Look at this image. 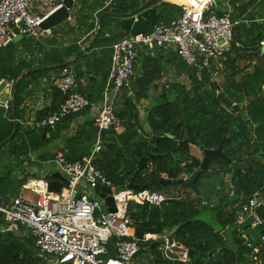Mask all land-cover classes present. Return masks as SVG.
<instances>
[{
	"label": "trees",
	"instance_id": "obj_1",
	"mask_svg": "<svg viewBox=\"0 0 264 264\" xmlns=\"http://www.w3.org/2000/svg\"><path fill=\"white\" fill-rule=\"evenodd\" d=\"M149 1L113 0L106 9L116 13L117 17H122ZM235 3V0H217L215 10L221 15ZM148 7L158 10L157 24L170 23L182 14L180 5L168 3L166 0H153L148 3ZM117 17L105 16L95 44L76 58L75 55L82 49L77 41L66 46L56 45L49 48L40 40L24 37L12 46L0 49V80L17 82V133L8 144L0 148V162L3 158L11 162L9 166L0 167V187L9 201L19 194L29 179L41 178L40 171L52 163L58 151L63 152L70 162H77L91 155L99 139V128L89 112L93 105L103 100L107 87L112 67V47L120 38L111 34L108 22L118 21ZM241 23L235 28V41L237 32L242 29ZM97 27L96 24L89 25L86 33L93 32L94 37ZM58 30L59 28H54L53 32ZM263 37L264 35H259L256 38V47L258 40ZM235 41L233 47L236 46ZM72 59L74 60L66 67H39L31 71L36 65L51 67ZM181 67L186 70L188 82L175 79L174 82L164 84L163 91L147 110L146 122H143L138 104L149 99L151 87L161 77V71L160 67L152 65L146 54L141 52V58L135 65L132 89L121 92L114 109L122 130L119 131L113 126L101 133L102 149L93 163L116 187L125 188L133 180L135 185L143 186L154 178L160 181L178 180L183 174L190 176L202 163L200 158L192 154L191 144L206 149L222 146L223 153L233 163L245 164L251 157L255 158L245 170L236 173H233L231 164L227 161L214 160L196 182L198 189L205 176L209 178V182L215 183L214 188L220 182L224 197L221 203L230 201L231 209L227 211V206H222L219 212L220 229L200 218L207 206H202V199H192L188 193L181 198L174 196V193H168L172 199L161 207L131 202L127 210L132 228H160L162 232L170 233L172 240L184 249H193L194 258L190 260V264H254L253 249L248 248L247 243L257 246V242L264 235V227L250 228L252 232L246 239L245 233L238 229V210L234 205L257 194L264 195V61L256 64L252 72H247L239 80L236 75L240 71L237 72L234 67L226 74L222 84L212 81L208 70L200 72L187 64ZM65 70H71L75 75L79 83L78 92L86 96L91 105L80 114L64 119L54 128L24 125L25 103L30 94L28 89L40 85L43 78H48L53 86V81L61 77ZM85 72L91 74L87 78V88H83L81 84ZM53 91L57 107L52 113L65 101V97L56 88ZM220 94L239 106L243 117L225 104L219 98ZM45 116L47 115L38 119L42 120ZM77 116L89 118L77 125L75 133L70 135ZM145 123L149 125V130H146ZM13 131L12 107L6 110L0 105V142L9 138ZM60 142L62 147L55 151L54 145ZM147 151L153 156L148 167L139 171V161ZM28 163L30 165L25 172L23 168ZM226 174L231 176L228 193H225L227 185L220 180ZM214 177L217 179H212ZM53 178L51 174L46 177L47 180ZM179 187L189 192L190 188L163 187L159 182L147 190L166 194L165 192ZM230 193L233 195L228 199ZM5 226L7 223L1 219L0 228ZM226 227L233 230L230 241L223 234ZM114 241L108 244L109 256L115 255ZM150 246L149 244L141 253L151 254L154 264H185L165 259L160 248L150 249ZM257 256L260 258L259 264H264V245ZM48 258V255L41 253L36 247L29 230L22 227L19 231L0 234V264H43Z\"/></svg>",
	"mask_w": 264,
	"mask_h": 264
},
{
	"label": "built area",
	"instance_id": "obj_2",
	"mask_svg": "<svg viewBox=\"0 0 264 264\" xmlns=\"http://www.w3.org/2000/svg\"><path fill=\"white\" fill-rule=\"evenodd\" d=\"M216 3L217 0H181L182 14L179 18L168 24H155L150 30L132 34L113 45L107 91L94 117L99 139L91 155L70 162L63 152H57L52 163L69 181L61 193L49 192L46 178H31L4 209L0 201L2 218L7 223L0 228V234L19 231L22 227L29 230L41 253L55 259L58 264H133L134 256L156 241L161 243L160 250L165 259L190 264L189 250L171 242L166 232L145 234L143 240L129 234L132 221L127 210L131 202L161 207L172 198L157 191L141 192L128 186L118 188L96 169L93 162L102 149L101 133L117 123L114 109L118 95L123 90L132 89L140 51L174 46L189 67L200 72L208 70L213 78L221 75V62L231 50L235 28L241 22L233 20L231 9L220 15L215 10ZM62 6L63 0H0V49L18 35L41 40L45 34L41 24ZM13 84L8 83L9 87ZM78 85L75 75L65 70L61 77L53 81V86L65 97L60 108L42 120H26L24 125L54 128L64 119L83 112L91 104L86 96L78 92ZM0 105L8 110L11 99L0 102ZM187 177L183 174L181 179ZM98 185L113 190L116 212H109L96 196ZM262 202L263 195L259 194L236 202L237 225L255 216L252 227H264V221L256 216V209ZM112 240H115V255L109 256L108 244ZM247 244L253 249L254 264H259L257 254L264 245V235L257 246L251 242Z\"/></svg>",
	"mask_w": 264,
	"mask_h": 264
},
{
	"label": "crops",
	"instance_id": "obj_3",
	"mask_svg": "<svg viewBox=\"0 0 264 264\" xmlns=\"http://www.w3.org/2000/svg\"><path fill=\"white\" fill-rule=\"evenodd\" d=\"M112 1L113 0H73V8L70 10L69 18L66 19L58 27H55V28H59L57 32H53L54 28H52L51 30H46L44 36L40 40L41 43L44 42L43 45H46L50 48L56 45L66 46L72 44L74 41H77L78 42L77 44H79L82 49L87 48L93 41L95 44L96 39L100 33V25L102 23V19L105 16L117 17L116 13H114L111 10L108 11L106 9L112 3ZM166 1L168 3L175 5H180L181 2V0H166ZM151 2L152 1L150 0L148 3ZM235 2H236L235 5L231 7L232 17L235 21L242 22L241 23L242 29L237 32L236 41L234 39V41L236 42V46L233 47V43H232L231 50L226 54L225 58L221 62L222 64L221 74L225 78L226 74H229L233 70V68L236 67L237 72L240 71V73L236 75V79L239 80L247 72H252L256 64H258L261 61H264V37L261 40L257 39L258 47L255 46L256 38L259 35H264V0H235ZM148 3L142 5L145 7H143V9H141L140 11L137 10L138 9L137 8L135 11L126 13L125 16L117 17L119 18L118 21L108 22L109 23L108 28L110 29L109 31L111 32V34L120 37L117 41H120L123 38H126L138 32L148 31L155 24H157L156 22L158 19V10L155 7H148ZM105 12L107 14H105L100 20V16ZM91 24L98 25L97 29L94 31L96 32L94 33L96 34L94 37L92 35L93 32L86 33L87 27H89V25ZM90 37L91 39H89ZM49 40L50 42L47 43V41ZM91 47H89L87 50H89ZM140 52L146 54V57H148V59L151 60L152 65L155 64V66L160 67L161 77L158 78L156 82L152 85L151 91L153 90L152 88H154L157 93L158 92L161 93L164 89V84H166L168 81L174 82L175 79H178L181 82L188 81L186 70H184L181 67L186 63L179 57V55L176 52V48L174 46H170L169 48H147ZM73 60L74 59H72V61ZM81 64H83V62ZM246 67L247 69H245ZM82 68L86 69L84 66H82ZM89 77H91V74L85 72L84 79H82V83H81L83 88L88 87L89 81L87 78ZM52 78H56V76L55 77L52 76ZM222 83L224 82L222 81ZM8 88L2 94H6L7 91H9V95H10L9 99H11L12 98L11 86ZM54 89L55 87L50 85V83L48 82V78H43L40 85L38 86L36 85L28 89V92L30 94L25 103V118H26L25 121L29 119L31 120L38 119L41 116L44 115L48 116L52 114V111H54L55 108L57 107L56 106L57 101L55 99L54 91H53ZM106 91H107V87L104 92L103 100L100 103L92 106L89 112L91 118L95 117L98 109L101 107V104L105 98ZM113 93L111 95H113ZM119 95L115 102V106L116 103H118ZM138 109L140 111V119L143 122H146L145 120L147 117L148 109L142 112L139 104H138ZM87 118L89 117L77 116L74 119L72 125V133H70V135H73V133H75L76 131L77 125L84 123ZM115 127L119 131L122 130L120 127L119 119H117V123ZM145 128L146 130H149V125L147 123H145ZM54 147H56L57 149L61 148L62 142L54 145ZM191 152L193 155L203 160L204 155L199 147L195 146L194 144H191ZM59 173H61L60 170L53 163H51L50 165H46L45 168L42 171H40V177L46 178L50 174L54 177L56 174ZM230 177L231 176L229 174L220 177V180H223L228 187L225 189L226 190L225 193L229 192ZM54 179L55 178L50 180H54ZM216 185H218L217 188H214L215 183L213 181L209 182V178L205 176V178H203L202 181L200 182V188L198 189L199 193L194 192L192 189H191L192 191L189 189V192L185 190L183 191L182 188L180 187L165 193L168 196L170 195L168 193H174V196L178 198H181L183 194L185 195L188 193L187 195H190L192 199H202L203 202L202 206H207L202 213H206V215L209 217L211 216L212 220L216 222L215 224L220 226L221 222L219 220V212L222 206H227L225 209L227 211L231 209V206L229 205L230 201L226 199L225 200L227 202L221 203V199L222 198L224 199V197H223V193L221 192L220 182L217 183ZM230 197H232L231 193L228 195L227 198L229 199ZM229 229L231 230V228L226 227L223 234L225 235L226 234L225 231ZM238 229L240 230L239 225H238ZM251 232L252 231L250 229L245 230L243 232L245 233L244 237L247 239V237L249 236V234H251ZM129 234L130 236H133L135 234V229L131 228ZM168 235H170V233H168ZM232 236H233V231H232ZM147 255L146 254L142 255L141 253L137 258H134L133 264H151L150 259L147 257ZM257 258L260 262V258L259 257ZM53 261L55 264H58L55 259H53Z\"/></svg>",
	"mask_w": 264,
	"mask_h": 264
},
{
	"label": "water",
	"instance_id": "obj_4",
	"mask_svg": "<svg viewBox=\"0 0 264 264\" xmlns=\"http://www.w3.org/2000/svg\"><path fill=\"white\" fill-rule=\"evenodd\" d=\"M151 1H153V0H151ZM143 7H145V6L139 7L137 10L140 11L141 9H143ZM72 8H73V0H63V6L60 9H58L56 12L51 14L41 24V28L44 31H46V30H51L52 28L58 27L66 19L69 18L70 10ZM105 14H107V13L105 12L104 14H102L100 16V20L102 19V17ZM23 38H24L23 35H18L6 47H10L13 44L18 43ZM93 44H94V41L87 48L81 49L75 55V58L78 57L80 54L84 53ZM71 62H72V60L68 61V62H66V63H64L62 65H54V66H51V67L36 65V66H34L31 69V71L36 69V68H39V67H42L44 69H57V68H60V67H66ZM22 77H23V75L21 76V78ZM8 87H9V85H8L7 81L4 80V81L1 82V84H0V96L2 95V93ZM11 93H12L11 107H12V118H13V124H14V131H13L12 135L9 138H7L6 140L0 142V148L5 146L6 144H8L13 139V137L16 135L17 129H18V122H17V119H16V110H15L16 98H17V82H15L12 85ZM219 98L225 104H228L234 110H236L240 117H243L242 110H241V108L239 106L229 102L223 94H220ZM194 145L200 148V150L202 151V153L204 155V158L202 160L200 168H198L193 174H191L187 178L178 179V180L164 179V180H160V181L157 178H154L150 182H148L147 184H145L143 186L135 185L133 183L134 182V180H133L132 183L128 185V187L130 189H133V190H136V191H144V190L149 189L153 184L159 182L160 185L163 186V187H167V186H183V187L192 189L194 192L199 193V190H198V188L196 186V182L199 179V177L201 176V174H203V172H205L206 170L209 169L210 163L212 161L218 160V159H223V160L227 161L228 163L231 164V167L233 169V173H236L239 170H245L254 161V159L251 158L245 164L235 163V162L233 163L223 153L222 146H219V148H217V149H206L204 147H200L197 144H194ZM152 156H153V154H151L150 151H147V152L144 153V156L140 159L139 164H138V170L139 171H143V170H145L148 167L149 160H150V158ZM54 178H55L54 180H49V182H48L49 192H51V193H61L63 187L65 185H68L69 181L66 178V176H64L62 173L56 174L54 176ZM95 194L101 201L104 202V204L108 208L109 212H116L115 202H114V198H113V190L110 187L98 185L95 188ZM244 200H247V199H244ZM0 201H1V208L2 209H4L9 203V200H8L6 194L4 193V191L1 189V187H0ZM256 216H257V218L259 220L264 221V195H263L262 204L256 209ZM1 219H2V210L0 209V220ZM255 221H256V217L255 216H250L245 222H243L242 224L239 225L240 230L242 232H244L245 230L252 228V225L255 223ZM161 233H162V230L160 228H145V227L139 226V227L135 228V234L134 235H135L136 239L143 240L145 234L154 235V234H161ZM169 239H170L171 242L173 241L171 235H169ZM160 246H161V243L156 241V242L151 243L150 249L158 248ZM140 254H141L140 252L137 253L134 256V258H137ZM188 254H189L190 260H192L194 258V250L193 249L189 250ZM147 257L150 259L151 264H154L152 255L148 254Z\"/></svg>",
	"mask_w": 264,
	"mask_h": 264
},
{
	"label": "rangeland",
	"instance_id": "obj_5",
	"mask_svg": "<svg viewBox=\"0 0 264 264\" xmlns=\"http://www.w3.org/2000/svg\"><path fill=\"white\" fill-rule=\"evenodd\" d=\"M140 58H141V53H140ZM139 58V59H140ZM211 77H212V81H217L218 83H220V84H222V81L224 82V80H225V78H224V76L221 74L219 77H217V78H213V76L211 75ZM169 82V81H168ZM183 83H187V82H185V81H182ZM9 89V88H8ZM153 90L152 91H150V94H149V99L148 100H144V101H142L140 104H139V106H140V109H141V111L142 112H144L146 109H148V108H150L153 104H154V101H155V98L158 96V94H160V92H156L155 91V89L154 88H152ZM9 97H10V95H9V91H7V93L6 94H2L1 96H0V102L1 103H4V102H6L7 100H9ZM54 150L55 151H58V149L55 147L54 148ZM35 158H36V156H34L33 157V160H35ZM11 162H8V160H7V158H3V160L0 162V167H2V168H4V166H9V164H10ZM29 165H30V163H28V164H26L25 166H24V171L26 172L27 170H25V169H27V168H29ZM1 168V169H2ZM35 170V169H34ZM23 174V173H22ZM23 176H25L24 174H23ZM205 178V177H204ZM208 178V177H207ZM212 179H217L216 177H214V178H212ZM105 211H106V208H105ZM107 212V211H106ZM200 218L201 219H203V220H205V221H207L208 223H210V224H212L214 227H216L217 229H220L221 227L220 226H218L217 224H215L216 222H214L213 220H212V218H211V216L209 217V216H207L206 215V213H202L201 214V216H200ZM3 219V218H2ZM232 229L230 230H226L225 232H226V234H225V236H226V238L228 239V241H230L231 240V238H232ZM55 264L54 263V261H53V259L51 258V257H49L48 259H47V262L46 261H44V263L43 264Z\"/></svg>",
	"mask_w": 264,
	"mask_h": 264
}]
</instances>
